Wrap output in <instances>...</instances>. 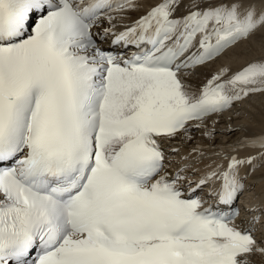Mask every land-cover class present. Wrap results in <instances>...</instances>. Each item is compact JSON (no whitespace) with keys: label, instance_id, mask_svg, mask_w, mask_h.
Returning <instances> with one entry per match:
<instances>
[{"label":"snow or ice","instance_id":"obj_1","mask_svg":"<svg viewBox=\"0 0 264 264\" xmlns=\"http://www.w3.org/2000/svg\"><path fill=\"white\" fill-rule=\"evenodd\" d=\"M146 2L0 0V264H264V204L244 227L232 208L264 132L195 181L179 151L264 94V0Z\"/></svg>","mask_w":264,"mask_h":264},{"label":"bare ground","instance_id":"obj_2","mask_svg":"<svg viewBox=\"0 0 264 264\" xmlns=\"http://www.w3.org/2000/svg\"><path fill=\"white\" fill-rule=\"evenodd\" d=\"M148 3H155V0H147V2L145 3V8L147 7ZM138 15L139 13H133L132 18H135ZM260 54V37L259 35H257V37L253 38V40L239 44L235 49L229 50L217 60L198 69V74L194 75L191 78V82L194 85H198L204 82L207 78H210L212 74H214L219 68L223 66H227L235 70L247 60L252 59L254 57H258ZM229 114L230 116H227ZM242 114L243 117L241 116ZM239 115L242 118H239ZM219 120L221 121L219 122ZM209 127L214 128L215 133L211 137V139H209L203 134L204 129H193L190 132L192 139L186 140L182 146H179L181 149V155H191L192 159H196L195 161H200L197 160V158H200L202 156L203 158H205V160H207L205 164L202 163L199 165H197V163L195 164V162L192 160L189 161L190 163L194 162L192 164V166L194 165V167H192L191 170L195 171L196 173L195 180H197L204 171L208 170L209 165L211 167H215L217 163H224L221 158L228 154L222 151L224 145L231 144L240 137L254 136L258 135L261 132H264V94L252 95L244 99L243 101L237 103L233 107L231 112L224 113L221 117L217 118L216 121H209ZM230 127L237 128V132L234 131L229 133L228 129ZM192 146H199L203 151L194 152L192 150ZM248 151L250 150L241 149L239 150V154L243 156L247 154ZM176 160L177 162H179V157H177ZM245 171L247 170L241 169V172ZM262 172H264V169H259L256 170L254 173L248 175L247 177L251 179L253 178V180L257 181L260 184H263L264 186ZM243 193V195L245 196L248 195L249 192L244 191ZM262 204H264V197H262V199L258 201L257 204L251 206L254 208H260ZM241 226H246V222L241 224Z\"/></svg>","mask_w":264,"mask_h":264},{"label":"rangeland","instance_id":"obj_3","mask_svg":"<svg viewBox=\"0 0 264 264\" xmlns=\"http://www.w3.org/2000/svg\"><path fill=\"white\" fill-rule=\"evenodd\" d=\"M227 116H230V114L229 115H227ZM242 117H243V114L241 115ZM245 116V115H244ZM242 117H240V115H239V118H242ZM234 118H238V117H234ZM231 119H233V118H231ZM230 120V119H229ZM221 120H219V122H220ZM219 126H221V125H219ZM236 132H237V130H236ZM188 148H191V147H188ZM181 149H180V147H179V151H180ZM188 152H191V151H188ZM186 156H188L189 157V160L187 161V163H190L189 161L190 160H192V161H194L195 162V164L197 163V165H199V164H205L206 162H207V160H205V158H203V156L202 157H200V158H197V160H200V161H195L196 159L194 158V159H192L191 157V155H187V154H185ZM202 158V159H201ZM176 159H177V157H176ZM194 162H191V164H193ZM193 167H194V165H193ZM193 169H195V168H193ZM245 170H247V169H245ZM257 170H259V169H257ZM244 172H241V174H243ZM254 173V172H253ZM248 178V180H251V182L249 183V182H247L246 184H247V188H246V190L245 191H247V192H249L248 193V195H247V199L249 200V205L251 206H253L254 204H257L258 203V201H260L261 199H262V197H264V186H263V184H260V183H258L257 181H255L254 180V182H256L257 184H253V178L251 179V178H249V177H247ZM262 186V189L260 188ZM262 191V193H261V195L259 196V197H256L257 199H254L253 200V198H252V196L254 195V196H257L260 192ZM249 195H250V197H249ZM244 222V221H243ZM245 223V222H244ZM246 223H247V221H246ZM260 234H261V225H260V223L258 224V226H257V230H256V232H255V235H256V237H257V239L259 240L260 239Z\"/></svg>","mask_w":264,"mask_h":264}]
</instances>
